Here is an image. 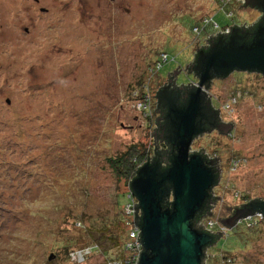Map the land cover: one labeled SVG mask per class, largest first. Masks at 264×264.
I'll return each mask as SVG.
<instances>
[{
    "label": "rangeland",
    "instance_id": "obj_1",
    "mask_svg": "<svg viewBox=\"0 0 264 264\" xmlns=\"http://www.w3.org/2000/svg\"><path fill=\"white\" fill-rule=\"evenodd\" d=\"M68 1L21 12L0 0V264H73L69 252L88 246L94 254L84 264L124 260L123 245L104 257L87 231L100 214L124 217L127 192L113 203L107 159L155 143L153 119L141 117L134 92L145 84L154 98L176 67L177 85L194 82L186 65L195 50L260 15L245 0H123L119 9L107 0ZM151 63L163 65L152 77ZM213 82L222 106L232 100L222 116L233 129L191 143L190 152L218 158L220 174L211 213L199 219L222 232L205 249V264H264V216L254 211L231 228L222 220L264 199V76L235 70Z\"/></svg>",
    "mask_w": 264,
    "mask_h": 264
},
{
    "label": "water",
    "instance_id": "obj_2",
    "mask_svg": "<svg viewBox=\"0 0 264 264\" xmlns=\"http://www.w3.org/2000/svg\"><path fill=\"white\" fill-rule=\"evenodd\" d=\"M245 3L264 12V0H245ZM236 31L233 29L227 39L219 36L212 48L198 54L194 68L200 74L199 87L185 94L184 106L174 105L178 91L171 93L160 89L156 92L157 102L168 107L165 139L173 152L165 169L158 165L156 156L153 162L140 165L129 181V188L138 200L134 203V214L140 219V234L136 240L141 243L142 250H139L136 264H205V249L214 242L215 233L201 228L197 224L199 217H196L205 208L216 175L210 161L196 153L198 151L190 152L193 136L201 131L196 123L202 107L200 86L210 78L209 71L221 77L234 70L264 75V23L256 25L249 43H240L241 37ZM178 70L176 67L168 77L175 78ZM166 184L171 188V199L164 206L163 196H169L170 192ZM241 207H236L229 222H223L228 228L254 211L264 216V199ZM217 234L221 236L222 232Z\"/></svg>",
    "mask_w": 264,
    "mask_h": 264
},
{
    "label": "flooded vegetation",
    "instance_id": "obj_3",
    "mask_svg": "<svg viewBox=\"0 0 264 264\" xmlns=\"http://www.w3.org/2000/svg\"><path fill=\"white\" fill-rule=\"evenodd\" d=\"M6 1L10 6H12L14 9H16V11L23 12V11H27L30 8H34V9H37L38 11L46 12V10L49 9V7H46V6H50L51 4H49V3L53 0H6ZM69 1L71 3L74 2V0H69ZM107 1L110 3H116L118 9L123 7L122 6L123 0H107ZM70 2H69V4H70ZM53 6H58L57 10L58 9L59 10L60 9H63V10L66 9V8H61L56 3H54ZM260 16H261V14L259 15V18H260ZM259 18L257 20H259ZM24 28H26V25H24ZM232 29H233L232 27L229 29L225 28L224 31L216 33L215 35H213V37H209L207 39V41H205V44L203 46L198 47L195 50L194 58H193L192 62L189 64V66H187V68H186V70L188 72H190L194 75V77H195L194 82H191L187 85H177L174 81L173 76L169 75V77L165 81H161V83L157 84L158 89H156L154 98L152 100V102H153L152 119H153V123L155 124V128L153 129V132H152V134H153L152 136H153L155 143L157 142L158 137L160 139H163L168 134V129L166 127V123H167V117L169 114L167 105H162V104L157 102L156 92L160 89H165L166 91H169L171 93L178 91L179 95H178V98L176 99V101L174 102V105H176L177 107L184 106L185 102H186L185 94H187L191 90H194L197 87H199L200 74L194 68L195 63H196V57L198 56V54L200 52H206L210 48H212V46L216 43L217 38L219 36H223L225 39H227L230 35H232V32H233ZM25 31H27V29H25ZM236 33H237V31H236ZM150 65H149L150 68L148 69L149 71L152 69L153 63H151ZM160 69H159V71H160ZM159 71H157L154 74H150L151 77L158 74ZM242 72H255V73L262 75L261 73L256 72V71H242ZM231 73H232V71L229 74H227L226 76L221 77V76H216L211 71H209L210 78H208L207 81L202 83V85L200 86V92H201V97H202V107H201V110H200V112L196 118V123H197L198 127L201 128V131L197 135L193 136L191 143L197 137H199L201 135H207V134H210L212 132H217V134L220 136H224V135L230 136L232 134V129H233L232 121H227V120L223 119V116H222V114H227V113L232 112V100L230 102H228L225 106H222V103L225 101V99L220 98L218 95L214 94L211 91L213 88V83H214L213 81L215 79L221 80L223 82V81H225V79H228V77L230 76ZM262 76H264V75H262ZM141 83H142V80H141ZM228 86L229 85H226L227 88H224V89L225 90L228 89L227 98L232 99V86H230V87H228ZM7 102H8V99H7ZM225 107H227V108H225ZM165 130H166V133H165V135H163L161 132H163ZM191 143H190V145H191ZM196 153L200 154L205 160L210 161V165L214 169V172L216 175V181L209 191L208 208L205 209L203 212L204 214L201 215V216H208L211 213V208L213 207L214 202H216L215 201L216 194H215L214 187H216L218 182H219L218 179H219L220 174L217 171L218 165L216 164V161H217L216 158H213V157L209 158L207 153L204 152L203 150H200ZM230 169L232 171V159H231ZM225 189H226V186H225ZM217 199H220V198L217 197ZM251 201H253V200H251ZM251 201L249 200L248 202H251ZM248 202L244 203L241 208H245V206L248 205ZM231 216H232V213L230 214V216L223 219V222H229V218ZM224 228H226V227H224ZM216 234L217 233H215V235Z\"/></svg>",
    "mask_w": 264,
    "mask_h": 264
},
{
    "label": "trees",
    "instance_id": "obj_4",
    "mask_svg": "<svg viewBox=\"0 0 264 264\" xmlns=\"http://www.w3.org/2000/svg\"><path fill=\"white\" fill-rule=\"evenodd\" d=\"M260 14L261 16L259 20H257L252 25L246 27H232L233 29L237 30V34L241 37L240 43H249L253 38L256 25L260 22L264 23V12L260 11ZM140 83L141 81H138L136 84L140 85ZM152 106L153 103H151L150 108L151 115L145 118L149 121L152 120ZM161 133L165 135L166 130ZM148 148H152L151 154L148 152ZM172 152L173 147L167 142L165 137L163 139L158 137L157 142L153 143L151 147L145 148L143 145H130L122 153L114 157H109L107 162L112 170L113 176L115 177L116 183L115 192L113 194V203L118 205V194L121 193L123 195L124 191L129 188V181L136 175L137 169L140 165L144 164L145 162H153L157 156L158 165L161 167V169H165L169 165V159ZM166 187L169 188L170 192L169 196H163L162 204L164 206H166L171 199V188L169 184H166ZM208 201L209 199L205 202L204 210L208 208ZM204 210L196 218L202 217L201 215L204 214ZM97 218L98 223H93L91 227H88L87 235H89V238L90 236L93 237L92 243L89 244H97V246L100 247L99 249L101 254L104 257H107L105 252L114 248L120 249L125 242L126 230L124 226V217H122L119 212L117 215L100 214ZM137 223L139 225L140 219H138ZM219 236V234L214 235V241H216ZM211 245H209V247ZM229 262H232V260Z\"/></svg>",
    "mask_w": 264,
    "mask_h": 264
},
{
    "label": "built area",
    "instance_id": "obj_5",
    "mask_svg": "<svg viewBox=\"0 0 264 264\" xmlns=\"http://www.w3.org/2000/svg\"><path fill=\"white\" fill-rule=\"evenodd\" d=\"M163 60H166V57H164ZM157 65H159V63H157ZM162 66H160L159 68L158 67L155 68L153 66L152 69L150 70V73L151 74L156 73ZM140 88H141L140 91L134 92V99L136 100L135 101V108L140 112L141 117L145 119L151 115L150 108H151V103H153L152 102L153 98L151 99V97H150V93L148 92L147 85L143 84V85H141ZM126 192L127 193L124 194V198H125L126 202L124 205L123 215H124V226L126 228H128V231H127V237H126L125 242L123 244V249L125 251H127V255H126L124 260L101 259L96 264H136V262H137V259L139 256V250H142L141 243L139 242V240H136L138 234H140V233H139V227H138V223H137L138 220L134 214V203H138V200L133 195L130 188H128L126 190ZM136 213L138 216L140 215V208L139 207H138ZM202 217H204V216H202ZM202 217H200V218H202ZM201 220H199L197 222V224L201 228H204V229L211 231V223H209L208 224L209 226H207V227H202L200 225ZM213 225H212V229H213ZM211 232L216 233L213 230ZM93 247L94 246H88V247H83V248H78V249L72 250L69 252L67 258L73 264H84V262L90 256H92L94 254V253H90V251ZM98 253H99V250H98ZM229 260H230V258H229Z\"/></svg>",
    "mask_w": 264,
    "mask_h": 264
}]
</instances>
